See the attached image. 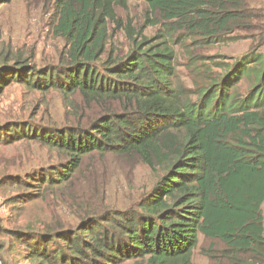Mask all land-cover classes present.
<instances>
[{"label": "trees", "instance_id": "trees-1", "mask_svg": "<svg viewBox=\"0 0 264 264\" xmlns=\"http://www.w3.org/2000/svg\"><path fill=\"white\" fill-rule=\"evenodd\" d=\"M135 1L158 15L154 36L118 14L131 0H52L51 26L64 41L55 58L38 64L33 54L0 51V96L18 84L57 93L75 111L37 125L0 119V154L16 149L0 155V191L14 193L5 202L16 217L28 202L50 207L37 224L8 230L0 256L8 250V264H194L203 235L223 244L227 264H264V3ZM228 37L251 45L231 62L213 60L217 73L193 46ZM177 43L204 75L196 88L178 78ZM107 157L154 177L125 207L106 198L95 162Z\"/></svg>", "mask_w": 264, "mask_h": 264}, {"label": "rangeland", "instance_id": "rangeland-1", "mask_svg": "<svg viewBox=\"0 0 264 264\" xmlns=\"http://www.w3.org/2000/svg\"><path fill=\"white\" fill-rule=\"evenodd\" d=\"M255 3L261 5L264 0H256ZM51 6L52 0H12L1 5L0 51H11L27 58L33 54L38 64H41L42 60L55 58L63 50L64 41L56 36L52 29ZM117 12L124 18L130 19L133 27L143 28V33L147 36H154L162 28V23L152 24L151 21L156 20L158 15L153 13L144 2L131 0L128 9L118 8ZM117 38H119V44L127 43L124 37L118 36ZM250 45L251 39L249 38L228 37L209 47L193 46V48L204 56H208L209 59L206 62H211L212 70L218 73V67L214 66L213 60L231 62L247 52ZM175 49L176 68L181 83L190 88L203 84L204 75L190 66L189 50L179 43L175 45ZM246 86L247 83L244 80L240 87L244 90ZM66 111H71L72 115L75 114V111L69 110L62 98L54 92L42 95L15 84L0 96V119L5 121L29 120L36 125L45 124L49 117L61 120ZM32 114H34L33 118H29ZM15 152L16 149L9 147L1 151L0 155L7 156ZM95 166L100 168V175H104L107 181L105 189L108 202L119 207H125L132 196L150 188L154 180L146 166L134 161L127 162L123 158L115 160V158L107 157L102 161L97 160ZM85 171L89 175L87 168ZM10 194L14 193L6 187L5 193L3 189L0 191V244L4 243L5 247L11 244V239L7 234L8 230L16 226L37 224V219L45 216L50 208L45 202H28L23 206L21 214L16 217V210L5 202ZM62 213L64 216H69L64 210ZM66 218L70 219V217ZM222 248L223 244L219 240L205 238L201 235L199 246L193 255L194 264H227V260H223L219 255ZM12 256L8 255V250H6L5 254L0 256V264H8Z\"/></svg>", "mask_w": 264, "mask_h": 264}]
</instances>
